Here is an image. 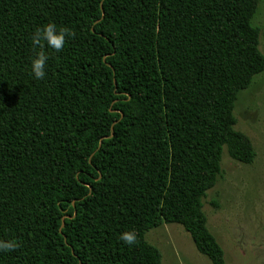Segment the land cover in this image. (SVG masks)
<instances>
[{"label": "trees", "instance_id": "1", "mask_svg": "<svg viewBox=\"0 0 264 264\" xmlns=\"http://www.w3.org/2000/svg\"><path fill=\"white\" fill-rule=\"evenodd\" d=\"M263 1L0 0V264H161L162 225L226 264L203 200L224 148L256 158L233 112L264 72ZM48 23L72 33L60 52L33 43Z\"/></svg>", "mask_w": 264, "mask_h": 264}, {"label": "rangeland", "instance_id": "2", "mask_svg": "<svg viewBox=\"0 0 264 264\" xmlns=\"http://www.w3.org/2000/svg\"><path fill=\"white\" fill-rule=\"evenodd\" d=\"M252 25L259 29V52L264 56V1ZM235 130L246 135L255 150L251 165L221 158V176L203 200L209 231L223 249L226 264H264V72L239 93L234 106ZM157 248L161 264H210L178 225H162L146 235Z\"/></svg>", "mask_w": 264, "mask_h": 264}, {"label": "clouds", "instance_id": "3", "mask_svg": "<svg viewBox=\"0 0 264 264\" xmlns=\"http://www.w3.org/2000/svg\"><path fill=\"white\" fill-rule=\"evenodd\" d=\"M72 35V33L66 28H59L54 23L46 24L42 29H37L32 37L33 43L40 48L46 45L48 48L60 52L66 42V37ZM48 57L44 51H38L36 56L32 59L30 65V71L32 76L41 80L46 76V63ZM119 239L126 245L132 246L136 244L137 237L134 231H125L119 235ZM18 247V244L14 240L2 241L0 240V251H10Z\"/></svg>", "mask_w": 264, "mask_h": 264}]
</instances>
